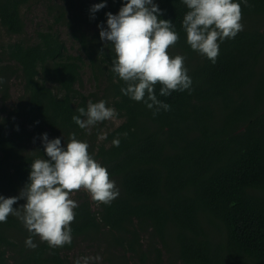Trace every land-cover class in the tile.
<instances>
[{"label":"trees","instance_id":"obj_1","mask_svg":"<svg viewBox=\"0 0 264 264\" xmlns=\"http://www.w3.org/2000/svg\"><path fill=\"white\" fill-rule=\"evenodd\" d=\"M32 1L0 0L1 27L20 37L0 44L1 103L10 99L13 79L23 85L17 104L0 118V195H19L31 163L48 159L41 145L30 149L25 143L27 125L60 138L62 145L70 133L86 141L119 195L97 210L93 200L81 199L70 225L72 243L63 247L50 248L35 235L37 246L27 247L31 234L10 215L0 223V264H74L69 253L87 237L104 242L109 253L104 264H113L115 251L122 250V258L139 252L142 234L153 245L155 264L163 251L181 264H264V0H235L243 30L218 42L215 63L187 44L182 0H153L159 18L179 35L169 55L185 57L192 80L190 90L167 96L156 84L157 99L170 105L158 112L121 92L125 82L111 71L115 53L99 36L98 25L107 28L106 13L117 14L126 0H105L94 13L92 6L101 0H79L61 12L57 21L68 26L82 51L75 56L51 27L36 31L35 39L25 37L22 8ZM84 57L104 86L101 95L79 89ZM89 100H104L124 119L107 134L109 145L97 150V133L88 137L72 119Z\"/></svg>","mask_w":264,"mask_h":264},{"label":"clouds","instance_id":"obj_2","mask_svg":"<svg viewBox=\"0 0 264 264\" xmlns=\"http://www.w3.org/2000/svg\"><path fill=\"white\" fill-rule=\"evenodd\" d=\"M182 2L188 9L182 19L187 44L215 63L218 42L234 38L243 30L240 3L235 0ZM105 6V0H101L91 11L94 13ZM160 13L153 0H126L117 14L106 13L107 28L98 25L100 39L110 42L115 53L111 71L125 82L121 92L134 101H143L149 109L155 106L157 112L161 108L169 110L170 105L157 99L156 84L162 85V96L190 90L192 85L184 66L185 57L169 55L168 50L178 42L179 35L169 20L159 18ZM77 111L80 115L72 119L86 130L117 115L104 100L95 103L89 100L87 109L80 107ZM41 138L48 159L37 158L31 163L28 182L18 196L0 195V223L7 222L10 215L20 219L31 234L25 240L29 248L37 246L33 235L50 248L63 247L72 243L70 225L75 220L74 209L78 207L71 195L83 189L97 204H110L119 191L106 167L89 153V144L78 140L75 133L69 134L64 145L60 138L49 139L47 133ZM106 138V133L100 136V139ZM112 144L118 147L119 140L114 139ZM19 199L25 203L13 207ZM91 259L79 258L74 264H88Z\"/></svg>","mask_w":264,"mask_h":264},{"label":"rangeland","instance_id":"obj_3","mask_svg":"<svg viewBox=\"0 0 264 264\" xmlns=\"http://www.w3.org/2000/svg\"><path fill=\"white\" fill-rule=\"evenodd\" d=\"M91 0H83V2ZM79 3V0H33L28 5L22 8V15L25 21V37L28 39H35V33L38 30H48L49 27L58 31L61 39L65 42L67 52L73 56L82 55L79 44L72 38L70 30L63 22H58L57 18L61 19V12L66 11L68 7H72ZM92 28L95 29V26ZM19 36L9 35L5 32L4 28L0 25V44L15 41ZM85 58V57H84ZM82 93L88 95L91 93H97L101 95L103 93L104 86L101 83L95 81L92 74V70L89 67L88 61L85 58V65L82 69V84L79 86ZM23 94V85L20 80L13 79L10 83V99L6 104H2L0 100V118L7 117L12 107L18 102V98ZM124 119L115 117L112 120H105L92 127L90 130H86L88 137H91L94 133H97L96 144L94 149L97 150V146L105 143V139H100L102 134H108L111 130L116 128L123 122ZM27 129L23 130L26 141L25 143L31 149L33 147L42 146V138L40 130L26 126ZM107 146L109 143H105ZM44 149V148H43ZM18 196V194H17ZM84 197H88L91 201L90 195L83 189L74 192L71 198L78 202ZM25 203L24 200L19 199L15 207H19ZM98 204L93 202V209L97 210ZM150 240L148 236L141 235V247L138 253L127 252L125 257H121L122 250L114 252L116 256L112 258L113 264H155L156 257L153 245H149ZM156 246L161 248V245L157 242ZM106 245L102 240H91V238H80L75 244L69 256L72 259H79L83 257H92L88 264H104L108 261L109 253L106 251ZM143 253V254H142ZM159 264H181L177 258H173V255L169 252L163 251Z\"/></svg>","mask_w":264,"mask_h":264}]
</instances>
